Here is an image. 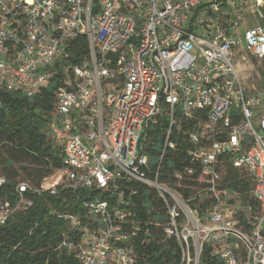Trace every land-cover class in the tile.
Returning a JSON list of instances; mask_svg holds the SVG:
<instances>
[{
  "label": "built area",
  "instance_id": "obj_1",
  "mask_svg": "<svg viewBox=\"0 0 264 264\" xmlns=\"http://www.w3.org/2000/svg\"><path fill=\"white\" fill-rule=\"evenodd\" d=\"M81 36L89 55L70 63ZM246 62L261 78L264 0H0V87L33 95L63 76L49 130L65 159L39 186L19 181L15 204L0 198V226L32 205L28 191L68 186L93 192L91 220L66 215L82 264H138L139 239L162 227L180 264H203L205 248L264 264V78L248 88ZM229 167L251 173L257 207L228 186Z\"/></svg>",
  "mask_w": 264,
  "mask_h": 264
},
{
  "label": "trees",
  "instance_id": "obj_2",
  "mask_svg": "<svg viewBox=\"0 0 264 264\" xmlns=\"http://www.w3.org/2000/svg\"><path fill=\"white\" fill-rule=\"evenodd\" d=\"M96 2L98 0H95ZM68 62L82 64L89 55L90 44L85 36L70 42ZM63 76L56 75L41 91L28 95L17 90L0 87V156L6 150L13 157L4 169L7 185L2 189L1 199L8 198L15 204L18 194L16 186L18 170L14 158L28 157L33 167L28 176L33 186H39L54 172L65 167L61 144L52 136L49 121L55 111L57 91L63 85ZM166 129L165 119L150 128V142L147 152L156 158ZM228 186L235 190L244 205L258 206L253 194L254 178L245 168L227 169ZM3 175V174H0ZM92 191L61 187L57 194L28 191L26 196L32 205L18 211L4 225L0 226V264H82L78 251L71 243L82 240L81 232L72 227L66 215H77L84 222L91 215L84 202ZM144 217L145 212L143 213ZM91 218V219H90ZM166 213L162 203V222ZM157 231V239H159ZM161 239V238H160ZM140 258L138 264H180L181 251L175 238H166L162 227V240L137 243ZM209 248L204 249L203 264H221L211 256Z\"/></svg>",
  "mask_w": 264,
  "mask_h": 264
},
{
  "label": "rangeland",
  "instance_id": "obj_3",
  "mask_svg": "<svg viewBox=\"0 0 264 264\" xmlns=\"http://www.w3.org/2000/svg\"><path fill=\"white\" fill-rule=\"evenodd\" d=\"M253 62L256 63L257 60L253 59ZM238 68L240 69V71H242V76L245 79L248 88H253V89L261 88L262 79L264 78V69L260 68L259 70L262 73V77L260 78L257 75L255 68L251 66L249 62H246L245 64H240ZM262 91H264V89ZM10 159L13 160V157L9 155V153L6 150H2L0 156L1 169L5 168V166L8 163L7 161ZM14 160H15L14 165L19 173L17 179L24 180L30 184H33L32 180L28 176V171H30L33 168L29 163L30 159L28 157H17L14 158ZM0 174L5 175V172L1 171Z\"/></svg>",
  "mask_w": 264,
  "mask_h": 264
}]
</instances>
